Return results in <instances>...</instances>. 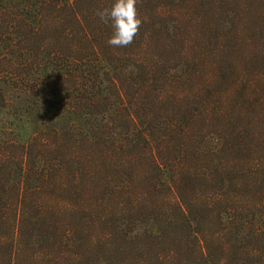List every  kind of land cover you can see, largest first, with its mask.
Here are the masks:
<instances>
[{"label":"trees","instance_id":"16d2710c","mask_svg":"<svg viewBox=\"0 0 264 264\" xmlns=\"http://www.w3.org/2000/svg\"><path fill=\"white\" fill-rule=\"evenodd\" d=\"M0 0V264H264V0Z\"/></svg>","mask_w":264,"mask_h":264},{"label":"clouds","instance_id":"9594fccd","mask_svg":"<svg viewBox=\"0 0 264 264\" xmlns=\"http://www.w3.org/2000/svg\"><path fill=\"white\" fill-rule=\"evenodd\" d=\"M95 15L102 23H111L112 35L107 44L115 48L130 45L143 22L137 10V0H114L111 7L100 8Z\"/></svg>","mask_w":264,"mask_h":264}]
</instances>
